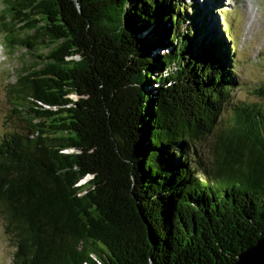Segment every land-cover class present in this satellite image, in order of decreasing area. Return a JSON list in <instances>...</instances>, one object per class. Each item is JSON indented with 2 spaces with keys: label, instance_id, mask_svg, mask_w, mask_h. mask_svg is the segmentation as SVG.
<instances>
[{
  "label": "trees",
  "instance_id": "16d2710c",
  "mask_svg": "<svg viewBox=\"0 0 264 264\" xmlns=\"http://www.w3.org/2000/svg\"><path fill=\"white\" fill-rule=\"evenodd\" d=\"M220 1L103 0L93 65L66 61L65 0H3L5 47L32 62L9 87L27 125L0 138L15 263L235 264L264 236V83L236 100Z\"/></svg>",
  "mask_w": 264,
  "mask_h": 264
},
{
  "label": "rangeland",
  "instance_id": "374dc122",
  "mask_svg": "<svg viewBox=\"0 0 264 264\" xmlns=\"http://www.w3.org/2000/svg\"><path fill=\"white\" fill-rule=\"evenodd\" d=\"M197 1L206 4L207 0ZM3 5V0H0V15ZM219 8L224 14L221 15L219 10L215 14L210 9L209 25L214 34L231 27L237 71L242 83V88L235 93L236 100H254V89L264 83V0H232L229 3L221 0ZM24 63L32 64L24 51L9 54L0 31V138L16 127L27 125L13 114L9 100V87L17 82ZM7 222V215L0 206V264H17L16 236L9 232Z\"/></svg>",
  "mask_w": 264,
  "mask_h": 264
},
{
  "label": "water",
  "instance_id": "95a60500",
  "mask_svg": "<svg viewBox=\"0 0 264 264\" xmlns=\"http://www.w3.org/2000/svg\"><path fill=\"white\" fill-rule=\"evenodd\" d=\"M102 1L103 0H65L66 4L69 7L70 13L73 17H76V19L81 25L80 29L78 30V35L79 40L82 44V46L79 44L78 47L75 48V52L72 55L66 57L67 62L72 64L82 63L85 58L90 54L93 65L97 64L95 56V48L97 45V41L95 37H93V34H91L92 24L90 22V19L91 16L93 18V14L96 13V8L94 6ZM110 3V7H112L113 2ZM87 13H89V17L87 16ZM84 24L85 27H83ZM95 27V31L97 32L99 28L97 25H95ZM101 89H104V84H101ZM69 98L74 102H78L82 99H89L90 96L71 94ZM71 106L73 105H70L69 107ZM109 114L110 112L108 113V115ZM95 178L96 175L88 174L83 180H81L80 185H87L93 180H95ZM235 264H264V236L258 241L256 245L244 251L239 256Z\"/></svg>",
  "mask_w": 264,
  "mask_h": 264
}]
</instances>
